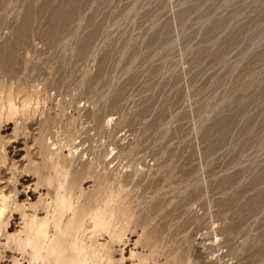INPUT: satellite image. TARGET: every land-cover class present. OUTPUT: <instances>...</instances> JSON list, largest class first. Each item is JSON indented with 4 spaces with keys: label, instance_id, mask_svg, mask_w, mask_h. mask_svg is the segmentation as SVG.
I'll list each match as a JSON object with an SVG mask.
<instances>
[{
    "label": "rangeland",
    "instance_id": "1",
    "mask_svg": "<svg viewBox=\"0 0 264 264\" xmlns=\"http://www.w3.org/2000/svg\"><path fill=\"white\" fill-rule=\"evenodd\" d=\"M58 181L84 264H264V0H0V264Z\"/></svg>",
    "mask_w": 264,
    "mask_h": 264
},
{
    "label": "bare ground",
    "instance_id": "2",
    "mask_svg": "<svg viewBox=\"0 0 264 264\" xmlns=\"http://www.w3.org/2000/svg\"><path fill=\"white\" fill-rule=\"evenodd\" d=\"M10 109H12V111L14 112L16 111V107L14 103H10ZM56 187H57V193H58L56 205L60 207L58 208V210H56L57 214L53 213L51 215L50 213L51 216L49 217V214L47 213V215H45L44 218H41V217L38 218L36 215L32 216L31 221L29 223L30 224L29 234L27 238L25 237L26 238L25 244L27 246L29 245L32 248L33 258L37 260L39 259V261L41 260V262L45 264H70L71 260H69V258L67 259L66 253H65V250L67 248V245L65 244V242L69 241V245L75 250L76 256L77 255L79 256V258H75L73 262L82 263L84 261L86 247L88 248L89 246H92L89 244H87L89 245L87 246L85 244L87 242L84 241L83 243L82 240L79 239L78 237V231L81 230L85 217L87 216L88 213L83 211L78 216H76V212H75L76 208L74 209V206H72V201H70L71 199H69V196H68L69 194L68 195L60 194L59 189H62L60 187H63L60 181H58V186ZM8 207H9L8 197L0 191V228H2L6 224L5 214H6ZM70 209H73L72 217L69 216L71 218L70 219L68 218L69 220L67 222L64 219L65 220L64 222L63 218L65 216V213L67 210L70 211ZM93 219L95 223L94 225L100 226V227H105L108 222V221L107 222L105 221L104 215L101 213L95 214ZM50 222L51 223L53 222V226L55 227L54 229L55 232L53 234H49L48 225ZM62 236L65 238H61ZM93 241H97V240H93ZM95 244L96 243H93L94 247H95ZM92 250L94 251V249Z\"/></svg>",
    "mask_w": 264,
    "mask_h": 264
}]
</instances>
